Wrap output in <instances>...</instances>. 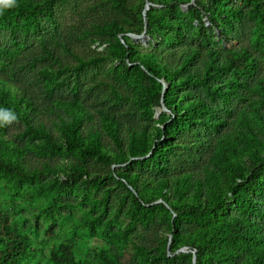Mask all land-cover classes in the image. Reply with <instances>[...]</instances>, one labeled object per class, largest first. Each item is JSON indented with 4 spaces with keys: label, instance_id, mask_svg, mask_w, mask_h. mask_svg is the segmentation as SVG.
Here are the masks:
<instances>
[{
    "label": "rangeland",
    "instance_id": "1",
    "mask_svg": "<svg viewBox=\"0 0 264 264\" xmlns=\"http://www.w3.org/2000/svg\"><path fill=\"white\" fill-rule=\"evenodd\" d=\"M28 1L40 4L45 0ZM199 1L211 12L212 0L181 2L178 6L184 14L172 20L175 29L165 35H148L146 42L130 36L132 42L128 37L133 33L130 30L140 26H144L141 33L145 30L146 0H124L128 17L116 11L111 0H59L50 15L38 18L36 27L17 23L5 11L0 15V95L16 96L24 114L20 116L11 110L17 120L0 126L1 160L22 172L18 175L0 168V210L31 239L26 255L13 264H56L51 249L58 243L70 245L74 258L81 264H159L154 255L162 253V249L170 255L166 239L171 237L172 225L163 212L156 210L135 218L128 211L136 194L118 172H126L129 161H135L131 171L138 174L141 184V158L128 157L119 164L103 163L64 144L63 126L77 123L84 133L97 132L103 151L112 157L117 153L116 136L124 144L133 136L154 143V129L161 127L164 118L174 116L166 111L155 115L158 108L150 107L143 98L148 80L123 71V66L131 64L118 58L108 36L99 31L101 26L118 22L140 53L155 51L158 61L169 70H174L181 57L191 51L198 52L191 62V72H202L210 50L221 62V50L225 48L248 49L257 59L256 74L240 85L244 99H235L234 105L244 104L250 126L264 136V110L255 113L261 100L255 76L264 77V55L257 48L264 45L260 18L249 15L250 5H245L242 20H236L233 30L221 36V21L212 26L206 14L201 13L203 28L209 34L204 36L198 21L186 13L189 4ZM222 1L235 6L242 3ZM218 2L221 7V0ZM260 4L264 8V0ZM152 8L160 12L164 5L154 0ZM80 59L89 62L82 69L78 67ZM45 71L53 78L51 92L46 91ZM176 84L172 92L178 103L186 96V87ZM70 105L78 109L74 114ZM0 109L8 108L0 104ZM233 120L226 132L245 129L238 118ZM194 141L191 131L179 133L173 143L182 155H187L183 146H191ZM169 195L168 187H164L150 205L163 202ZM226 208L235 210L234 205ZM50 225L53 234L48 236L45 232ZM187 248L191 257L196 254L194 249ZM180 264H189L188 257Z\"/></svg>",
    "mask_w": 264,
    "mask_h": 264
},
{
    "label": "trees",
    "instance_id": "2",
    "mask_svg": "<svg viewBox=\"0 0 264 264\" xmlns=\"http://www.w3.org/2000/svg\"><path fill=\"white\" fill-rule=\"evenodd\" d=\"M57 1L45 0L33 4L28 0H18V6L6 9L5 14L17 23L36 27L39 25L38 18L50 15ZM148 1L150 6L145 11V33L153 37L154 34L165 35L174 30L172 20L184 14L178 5L191 0H157L164 5L160 12L153 11L154 0ZM218 1H211V12L201 1L188 5L186 13L198 21L204 36L209 34L203 28L201 13L206 14L207 22L212 26L221 21V36H224L233 30L236 20H242V7L245 5H250L249 15L260 18L259 29L264 27L261 0H242L240 6L225 4L221 0V7ZM111 2L116 11L124 17L129 16L124 0ZM143 28L140 26L129 32L140 34ZM99 31L108 36V42L116 49L118 58L131 64L123 66V71L148 80L143 88L144 101L150 107L158 108L162 94L164 106L174 116L164 118L161 127L154 129V143L149 144L133 136L124 144L116 136L117 153L112 157L103 151L97 132L84 133L77 123L63 126L64 144L69 149H79L84 157L103 163L119 164L127 161L128 157L141 158L139 162L144 167L141 184H138V174L131 171L135 161H129L126 172H118V176L127 180V185L136 194L132 196L128 208L133 217H146L147 213L160 210L172 225L171 237L166 239L170 255L162 249V253L153 256L159 264H180L185 257L192 264L189 253L177 252L183 245L196 251L194 264H264V136L250 126L244 104L234 105L235 99H244V89L240 85L249 78L254 79L257 59L248 49L225 48L221 50L219 62L218 56L214 58L210 50L205 58L204 71L191 72V62L198 53L191 51L181 57L174 70H169L158 61L155 51L140 53L129 42V39L134 41L130 35L129 39L125 36V29L118 22L105 24ZM42 47L46 50L43 42ZM257 48L264 55V45ZM88 63L80 59L78 67L82 69ZM43 78L46 91L51 92L53 78L47 71L43 72ZM255 79L256 91L261 98L257 113L264 110V77L256 75ZM176 82L188 91H184L186 96L178 103H175L172 92ZM163 83L167 84V88L162 93ZM112 92L118 98L117 93ZM0 104L24 116L16 96L2 93ZM69 107L71 114L78 110L72 105ZM182 109L184 111L180 113ZM235 117L245 129L239 133L226 132ZM191 131L195 141L191 142V146H183L188 153L182 155L173 141L179 133ZM1 158L2 152L0 168L22 175L13 164L3 162ZM164 187H168L169 198L161 197L163 202L150 205ZM228 200L230 204L226 202ZM226 205H234L235 210L231 211ZM45 233L51 236L53 226H48ZM30 242V237L14 227L9 215L0 210V264H13L22 258L28 252ZM51 255L56 264H81L74 258L71 246L65 243L53 247ZM105 261L109 262L108 257Z\"/></svg>",
    "mask_w": 264,
    "mask_h": 264
},
{
    "label": "clouds",
    "instance_id": "3",
    "mask_svg": "<svg viewBox=\"0 0 264 264\" xmlns=\"http://www.w3.org/2000/svg\"><path fill=\"white\" fill-rule=\"evenodd\" d=\"M18 6V0H0V15H3L6 9ZM17 120V116L9 109H0V126L11 124Z\"/></svg>",
    "mask_w": 264,
    "mask_h": 264
},
{
    "label": "water",
    "instance_id": "4",
    "mask_svg": "<svg viewBox=\"0 0 264 264\" xmlns=\"http://www.w3.org/2000/svg\"><path fill=\"white\" fill-rule=\"evenodd\" d=\"M149 6H150V2L148 0H146L145 6H144V10H143L144 13H145L146 10L149 9ZM141 35H142V37H146V38L148 36V35L145 34V30L141 33ZM121 41L124 42L123 40H121ZM166 88H167V84L166 83H163L162 93H163V91ZM163 111L169 112L168 109L163 104L162 94H161L160 99H159V107H158L155 115L158 116L160 114V112H163ZM165 205L167 207H169L166 203H165ZM172 214H173V216H175V212L174 211H172ZM180 251L188 252L189 250L186 247H183L182 249H179L177 252H180ZM194 263H195V254H193V256H192V264H194Z\"/></svg>",
    "mask_w": 264,
    "mask_h": 264
},
{
    "label": "bare ground",
    "instance_id": "5",
    "mask_svg": "<svg viewBox=\"0 0 264 264\" xmlns=\"http://www.w3.org/2000/svg\"><path fill=\"white\" fill-rule=\"evenodd\" d=\"M130 36H132V38L135 39V40H142V41H145V42H146V39H147L146 37H142L141 34L131 33ZM160 114H161V112H160Z\"/></svg>",
    "mask_w": 264,
    "mask_h": 264
}]
</instances>
